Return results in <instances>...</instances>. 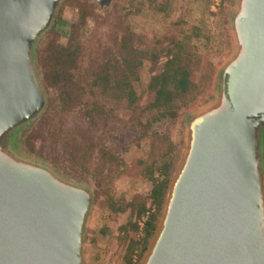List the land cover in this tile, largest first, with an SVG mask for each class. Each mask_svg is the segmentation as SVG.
Returning <instances> with one entry per match:
<instances>
[{"label":"water","instance_id":"obj_1","mask_svg":"<svg viewBox=\"0 0 264 264\" xmlns=\"http://www.w3.org/2000/svg\"><path fill=\"white\" fill-rule=\"evenodd\" d=\"M63 1L0 0V264H85L93 191L19 145L47 109L39 48ZM230 27L142 264H264V0H236Z\"/></svg>","mask_w":264,"mask_h":264},{"label":"rangeland","instance_id":"obj_2","mask_svg":"<svg viewBox=\"0 0 264 264\" xmlns=\"http://www.w3.org/2000/svg\"><path fill=\"white\" fill-rule=\"evenodd\" d=\"M75 1L89 2L64 0L55 24L40 44V50L48 38L66 44L69 22L77 15ZM131 1L113 0L111 7L104 10L91 3L97 14L88 21L90 32L86 31V38L94 35L93 43L98 39L103 46L110 47L115 42L114 37L119 38V43L128 40L125 35L122 38L120 28L133 33L130 44L137 47L142 57L139 67L131 74L138 96L134 107L127 109L123 102L113 98H96L85 88L82 99L97 103L92 119L86 116L84 109H73L56 121L50 116L41 130L34 137L30 136L31 144H28L30 133L42 123L49 109L50 93L46 88L47 109L25 131L19 144L23 153L45 161L62 175L86 184L93 191L94 203L87 220L84 246L85 264H128V241L122 240L123 234L118 227L128 221L130 212L113 214L105 210L101 191L108 189L116 199L125 202L139 196L145 199L146 207L149 205L151 183L143 176L146 165L167 152L165 159L171 164L170 182L184 146L185 120L213 100L217 93L218 74L234 52L230 17L236 0H222L215 11L210 10V0L201 3L157 0L154 6L149 0H139L132 9L129 8ZM129 9L131 11L127 12ZM175 34L190 37L188 49L192 53L198 83L197 100L181 108L176 117L163 119L154 123L152 128H146L147 113L142 108L152 99V93L146 89L147 77L151 67L160 64L150 51L155 42ZM90 138L95 143L94 150L81 153ZM74 141L79 147L73 146ZM72 146L79 148L76 157L71 153ZM162 209L163 205L156 218L157 225ZM134 219L135 216L131 218ZM153 236L140 258L135 250L132 256L135 264H142Z\"/></svg>","mask_w":264,"mask_h":264},{"label":"trees","instance_id":"obj_3","mask_svg":"<svg viewBox=\"0 0 264 264\" xmlns=\"http://www.w3.org/2000/svg\"><path fill=\"white\" fill-rule=\"evenodd\" d=\"M136 1L139 0H132L129 8L135 7ZM156 1L149 0V4L154 6ZM193 1L201 3L207 0ZM74 4L77 15L69 22L66 44L61 45L48 38L39 50L38 68L50 93V105L42 123L30 133L28 144H31L30 136L34 137L50 116L56 121L73 109H84L86 116L92 119V113L96 110L94 105L97 103L91 104L82 99L85 88L96 98L117 99L123 102L127 109L133 108L138 98L131 74L139 67L142 57L137 47L130 44L133 33L120 28L122 38L126 36L128 40L119 43V38L114 37L115 42L110 47L103 46L98 39L93 43L94 40L91 39L95 36L86 38V31L88 21L97 14L95 7L87 1H75ZM196 30L195 27L193 31ZM81 38L85 40L81 41ZM189 42L190 37H179L175 34L153 45L150 53L160 64L157 67L153 65L147 77L146 89L152 93V99L142 108V111L147 113L146 128H152L154 123L163 119L176 117L181 108L197 100L198 83L193 69L192 53L188 49ZM93 142L91 138L88 139L81 153H91L95 147ZM73 144L79 147L77 141ZM73 146L71 153L76 157L79 148ZM166 154L167 152L161 153L157 159L147 164L143 173L151 183L148 197L149 204L155 207V211L145 221L141 235H138V226L131 218H138L145 211V199L135 196L125 202L116 199L108 189L101 191L105 210L113 214L127 210L130 212L128 221L118 227L123 234L122 240L128 241V264H135L132 261L135 250L138 258L143 255L154 234L156 218L164 203L171 174V164L166 161Z\"/></svg>","mask_w":264,"mask_h":264},{"label":"built area","instance_id":"obj_4","mask_svg":"<svg viewBox=\"0 0 264 264\" xmlns=\"http://www.w3.org/2000/svg\"><path fill=\"white\" fill-rule=\"evenodd\" d=\"M210 10L211 11H215L216 9H218L222 3V0H210ZM155 211V207L151 204H149L145 211L138 217L135 218V222L136 225L138 226V235L142 234V228L144 226L145 221L147 220V218Z\"/></svg>","mask_w":264,"mask_h":264}]
</instances>
